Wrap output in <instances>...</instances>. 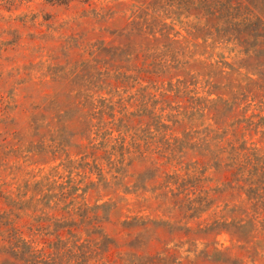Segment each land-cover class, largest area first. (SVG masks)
Here are the masks:
<instances>
[{"label": "rangeland", "instance_id": "rangeland-1", "mask_svg": "<svg viewBox=\"0 0 264 264\" xmlns=\"http://www.w3.org/2000/svg\"><path fill=\"white\" fill-rule=\"evenodd\" d=\"M238 1L249 8L251 20H240L245 8L228 11L218 0L188 5L178 0H0V181L32 221L34 210H48L44 204H54L61 191L73 192L79 196L74 203L88 207L67 213L62 222L46 217L48 211L37 213L46 226L25 229L35 247L47 251L42 264H264L263 217H254V207L248 214L240 206L216 169L222 136L200 139L217 121L220 135L264 155V0ZM169 31L173 36L179 31L178 40L171 43ZM137 52L143 59L156 58L155 80H131L118 88L108 84L105 78L116 81V68L130 66ZM93 59L113 68L94 87ZM71 73L78 75L73 79ZM194 95L207 107L205 117L197 118L194 128L193 121H168L182 141L174 144L169 169L183 172L199 158L208 168L211 199L198 212H187L180 206L187 200L171 191L167 195L149 178L142 181L147 166L113 181L110 175L99 177L90 155L78 154L77 141L93 143L95 124L112 112L108 105L116 114H143L144 129L153 126L150 107L157 103L158 111L168 107L173 114L191 110L197 104ZM80 100L84 109L77 107ZM245 116H255V123ZM58 138H66V147L55 152L48 145ZM48 190L52 201L36 207L30 197ZM63 200L61 205H69L73 199ZM68 221L84 229L57 237L56 230ZM109 247L121 249L114 250L112 263L105 257ZM33 260L0 251V264Z\"/></svg>", "mask_w": 264, "mask_h": 264}, {"label": "trees", "instance_id": "trees-1", "mask_svg": "<svg viewBox=\"0 0 264 264\" xmlns=\"http://www.w3.org/2000/svg\"><path fill=\"white\" fill-rule=\"evenodd\" d=\"M202 1L211 2V0H178V3L188 5ZM218 2L228 11H234L237 8L241 11L245 8L248 11L241 14L243 16L240 20L242 22L251 20L249 8L242 2L238 1L239 5L234 0H218ZM150 17L153 21H160L159 15L151 14ZM170 17L166 16L165 20ZM145 19L148 20V18ZM162 24L165 27L169 26L166 21ZM179 35H181L179 31L175 32L174 36L169 31L166 36L173 43L178 40L177 37ZM108 51L110 52V49ZM156 63V58L150 59L146 57L143 59V55L137 52L130 57V66L116 68V81L107 78H105V81L114 88H118L124 83L130 84L131 80L136 83L153 81L155 78L152 71ZM112 70L113 68H109V66H106L105 69V65L102 64L101 60L93 59V87L97 86L105 75L109 76ZM71 75L74 79L78 74L71 73ZM180 91H176V96ZM163 95L166 99H171L170 94L164 92ZM153 97H156L155 93L152 94ZM193 100L197 104L191 110L187 107L183 111L178 110L176 114L167 113L168 107H162L158 111L156 103L153 108L150 107V117H154L153 126L148 125L149 127L144 129L141 127L145 120L143 114L129 110H124V112L120 110L119 114H116L114 108L108 105L107 109L109 110L110 108L112 112H108L109 116H104L103 121L95 124L96 135L93 136V143H87L82 140L77 141L78 154H82V157L90 155L93 158V167L97 170L99 177L106 179L110 175L113 181L122 180L127 177L130 170H133L134 173H140L141 167L147 166L148 171L143 172L145 175L141 177L142 181L144 177V181H148L146 179L149 178L150 183L159 184L158 189H165L167 195L171 191L172 194L177 195L181 199V202L187 200L180 205L186 208L187 212L190 210L198 212L201 207L209 204V200L211 199V190L213 188H210L206 184L208 168L205 167L203 161L199 158L186 168H181L184 169L183 172L176 170V172L170 173L169 169L170 165L174 162L176 151L174 144L179 142L181 138L178 136V129L175 126H171L168 121H175V123L193 121L192 127L194 128L196 127L194 122L197 118L205 117L207 107L201 106V98L194 95ZM146 103L145 110L147 111L149 110V106L148 102ZM180 105L178 106L181 107ZM77 107L84 109V102L78 101ZM97 107L94 106L93 102V108ZM232 109L236 110L237 108ZM108 110L104 111L105 114ZM173 117L176 118L173 119ZM207 118L211 119V117ZM263 119L261 118V120ZM244 120H250L254 124L255 116H245ZM215 124L216 127H213L212 123L207 125L202 131L203 136L200 139L210 142L208 140L211 135L214 138L222 136V139L218 142L219 153L217 154V161L215 163L216 169L221 172L220 179L222 184L230 192H235L238 195L237 197L241 201L240 206L246 208L248 214H250V208L254 207L256 208L253 210L254 217L262 216L264 219V155H261L258 149L244 145L240 140L230 141L225 135H220L219 131L222 126L217 121ZM202 125L204 123L200 124V126ZM115 131L119 132L118 136H115ZM61 135L66 137V132ZM75 135L76 133L72 134V136ZM63 139L59 140L58 138V140H53L48 146L54 149L55 152L61 151L66 147V138ZM182 147L184 149V146ZM86 165H90V163L86 162L85 167ZM190 182H194L195 184H190ZM8 188L9 186L6 183L0 181V251L11 253L15 258L25 259L26 257H30L34 259L32 264H42L47 261L45 256L47 251L45 248L35 247V239L31 237L32 234L25 228L27 227L29 230H32L46 226L43 215L37 214L40 211L41 213L48 211L46 217L62 222L67 213L78 214L79 208L87 206L85 204H75L74 201L79 196H72L73 192L67 193L66 191H61L54 195L56 198L54 204H44L48 210H43L42 207L38 208L37 205L43 204L46 200L51 202L50 192L48 190L44 191L43 194L36 193V195H41V197H30L31 202H36L37 207L33 213L36 221H32L31 217L25 214L23 206H20L21 203L18 197L13 192L10 193ZM78 189L79 187L77 186L73 188V190ZM22 196L27 197L28 192ZM69 197H72V202L69 205H61V202H66L63 199ZM67 208L69 210H66ZM206 210L202 211L200 217L203 216ZM254 217L250 218V220H253ZM69 222H67L65 229L58 228L56 230L57 237L63 238L66 234L76 236L84 229L82 224L77 225L78 222L68 225ZM247 224V222L244 223L243 227H246ZM86 240L89 241L90 237ZM114 250L120 251L121 249L109 247L108 252L105 254L107 261L110 263L113 262L112 255Z\"/></svg>", "mask_w": 264, "mask_h": 264}]
</instances>
